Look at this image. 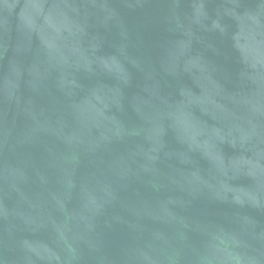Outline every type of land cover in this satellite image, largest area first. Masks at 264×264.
Segmentation results:
<instances>
[{
	"label": "water",
	"instance_id": "95a60500",
	"mask_svg": "<svg viewBox=\"0 0 264 264\" xmlns=\"http://www.w3.org/2000/svg\"><path fill=\"white\" fill-rule=\"evenodd\" d=\"M0 264H264V0H0Z\"/></svg>",
	"mask_w": 264,
	"mask_h": 264
}]
</instances>
